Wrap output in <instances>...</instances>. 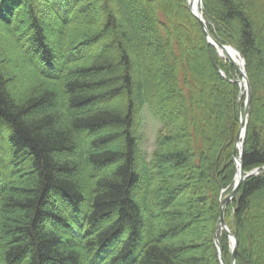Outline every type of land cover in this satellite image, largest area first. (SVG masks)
<instances>
[{
	"label": "trees",
	"instance_id": "obj_1",
	"mask_svg": "<svg viewBox=\"0 0 264 264\" xmlns=\"http://www.w3.org/2000/svg\"><path fill=\"white\" fill-rule=\"evenodd\" d=\"M202 2L212 36L246 60L243 165L261 172L242 182L226 220L236 264H264V0ZM6 62L29 78L21 94ZM237 77L187 0H0V130L11 129L10 152L0 147V264H221ZM146 106L159 122L150 160Z\"/></svg>",
	"mask_w": 264,
	"mask_h": 264
},
{
	"label": "water",
	"instance_id": "obj_2",
	"mask_svg": "<svg viewBox=\"0 0 264 264\" xmlns=\"http://www.w3.org/2000/svg\"><path fill=\"white\" fill-rule=\"evenodd\" d=\"M187 3H188L189 10L198 20L204 32L207 42L213 45L217 49V52L222 57L227 58L235 66L236 71L239 74V77L234 80L240 86V96H239L238 105H239V114L241 117V127L238 133V136H237L236 148L234 150V158H235L236 165H237V174H236L235 185H234L233 190L227 196L221 199V210H220L219 220L217 223V228H221L225 230L230 237L231 248H232L231 264H236L239 242H238L236 235L233 233V231L229 227V224L226 221V206L228 202L237 195L240 189V186L245 179H247L251 175L258 174L261 172V170L257 168L255 170H252L251 172L246 173L244 170V165H243V150H244V145H245L244 138H245V134L247 130V122H248L249 110H250L251 99H252L251 85H250V81H249L246 67H245L246 61L242 53L238 49H234L238 51L239 53V56L242 60V66H239L238 63L232 57H226L225 55H223L220 49L228 50V49H233L234 47L229 44L219 43L209 31L207 20L204 16L203 9L200 8V11L195 10L190 0H187ZM200 3H202V0H200ZM222 74L226 77V74L224 71H222ZM244 83H246L245 84L246 86H244ZM244 95H246L245 106L242 103V99ZM239 144H240V148H239ZM238 149L240 152H238ZM215 241H216V246H217V250H218V254L221 259V262L223 264H227L225 259L223 258V251L221 248V244H220V240L218 238L217 232L215 234Z\"/></svg>",
	"mask_w": 264,
	"mask_h": 264
},
{
	"label": "rangeland",
	"instance_id": "obj_3",
	"mask_svg": "<svg viewBox=\"0 0 264 264\" xmlns=\"http://www.w3.org/2000/svg\"><path fill=\"white\" fill-rule=\"evenodd\" d=\"M261 41L264 43V38L261 39ZM4 65H5L6 71H8L10 74H14L12 64H9L8 62H6ZM202 66H203V69L209 70L206 63L202 64ZM14 77H15V81L17 82V84L14 85V87H13L14 92L21 94L23 91V88L31 86L29 83V78L22 75L21 73L16 72L14 74ZM208 81L213 82L212 76L210 79H208ZM217 91H219V89ZM227 115L228 114L221 116V122H222V120L226 121L228 119ZM141 125H142V127H140L141 128L140 130H141V133H142L144 138L142 140L140 148H142V152H143L144 156L148 160H150V158L152 157V153H153L155 146H156V136H157V131H158V127H159V122L150 113L148 106H146L143 109L142 118H141ZM10 135H11V129L8 126H4L0 130V147L1 146L3 147L2 150L4 151V155H6V153L8 151L10 152V144H9ZM225 145L226 144L222 143V141L219 140L217 143V147L215 148L216 151L218 153H223L222 149L225 148ZM23 180L25 181L26 178H23ZM205 210L207 211L208 208H206V209L204 208V211ZM208 214H210V213H207V215ZM198 220H199V218H198ZM199 225H201V224L197 221V223H195L193 225V227L183 231L181 235H178L175 238L178 239L181 237L189 236V234L194 233L197 230V227ZM195 243L196 242H194V244ZM189 245H190V247H188L187 252L192 254L193 252H195V248L192 246L191 243H189Z\"/></svg>",
	"mask_w": 264,
	"mask_h": 264
},
{
	"label": "bare ground",
	"instance_id": "obj_4",
	"mask_svg": "<svg viewBox=\"0 0 264 264\" xmlns=\"http://www.w3.org/2000/svg\"><path fill=\"white\" fill-rule=\"evenodd\" d=\"M190 2L192 3L193 5V8L195 10H198L200 11V8H201V3H200V0H190ZM234 49H237L236 47H234L233 49H228V50H223V49H220L222 54L225 55L226 57H232L237 63L239 66H242V60L239 56V53L238 51L234 50ZM223 71V70H222ZM221 71V72H222ZM225 72V71H224ZM226 74V73H225ZM225 77V76H224ZM226 78H227V74H226ZM246 83H244V86ZM239 148H240V144H239Z\"/></svg>",
	"mask_w": 264,
	"mask_h": 264
}]
</instances>
